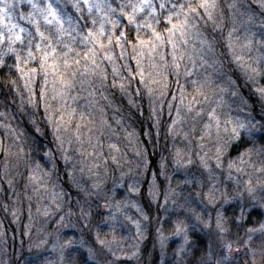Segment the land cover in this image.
Masks as SVG:
<instances>
[{"label": "clouds", "instance_id": "clouds-1", "mask_svg": "<svg viewBox=\"0 0 264 264\" xmlns=\"http://www.w3.org/2000/svg\"><path fill=\"white\" fill-rule=\"evenodd\" d=\"M0 264H264V0H0Z\"/></svg>", "mask_w": 264, "mask_h": 264}]
</instances>
